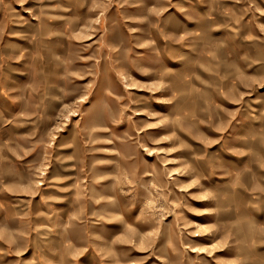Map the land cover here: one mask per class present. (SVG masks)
Returning <instances> with one entry per match:
<instances>
[{"label": "rangeland", "instance_id": "rangeland-1", "mask_svg": "<svg viewBox=\"0 0 264 264\" xmlns=\"http://www.w3.org/2000/svg\"><path fill=\"white\" fill-rule=\"evenodd\" d=\"M0 264H264V0H0Z\"/></svg>", "mask_w": 264, "mask_h": 264}, {"label": "crops", "instance_id": "crops-1", "mask_svg": "<svg viewBox=\"0 0 264 264\" xmlns=\"http://www.w3.org/2000/svg\"><path fill=\"white\" fill-rule=\"evenodd\" d=\"M3 213H4V215H3V220H4V221L6 220V224H7L8 220L11 219V217H9V216L7 215V209H5V211H4ZM12 217H13V216H12ZM13 219L15 220L16 218L13 217ZM8 232H9L8 228H3V234H6V233H8Z\"/></svg>", "mask_w": 264, "mask_h": 264}, {"label": "bare ground", "instance_id": "bare-ground-1", "mask_svg": "<svg viewBox=\"0 0 264 264\" xmlns=\"http://www.w3.org/2000/svg\"><path fill=\"white\" fill-rule=\"evenodd\" d=\"M128 85V84H127ZM130 88V87H129Z\"/></svg>", "mask_w": 264, "mask_h": 264}]
</instances>
